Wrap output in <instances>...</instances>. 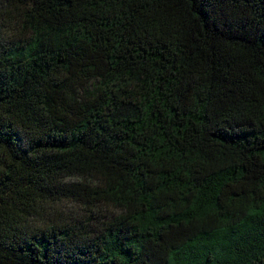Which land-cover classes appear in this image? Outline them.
Here are the masks:
<instances>
[{"label": "trees", "instance_id": "obj_1", "mask_svg": "<svg viewBox=\"0 0 264 264\" xmlns=\"http://www.w3.org/2000/svg\"><path fill=\"white\" fill-rule=\"evenodd\" d=\"M0 264H264V0H0Z\"/></svg>", "mask_w": 264, "mask_h": 264}, {"label": "rangeland", "instance_id": "obj_2", "mask_svg": "<svg viewBox=\"0 0 264 264\" xmlns=\"http://www.w3.org/2000/svg\"><path fill=\"white\" fill-rule=\"evenodd\" d=\"M74 212V208L72 205L68 203H58L56 205H47L43 208V213L41 214L40 220L47 219H57L61 216H65V214H69L70 212Z\"/></svg>", "mask_w": 264, "mask_h": 264}]
</instances>
